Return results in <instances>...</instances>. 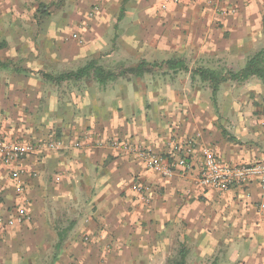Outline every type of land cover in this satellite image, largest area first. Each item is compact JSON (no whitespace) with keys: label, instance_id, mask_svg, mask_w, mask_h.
Instances as JSON below:
<instances>
[{"label":"crops","instance_id":"1","mask_svg":"<svg viewBox=\"0 0 264 264\" xmlns=\"http://www.w3.org/2000/svg\"><path fill=\"white\" fill-rule=\"evenodd\" d=\"M104 4L107 11L117 7V27L125 14L135 20L136 29L142 21L143 35L137 42L154 46L162 55L182 56L164 60L216 57L237 66L231 63H246L264 47V0H105ZM6 45L0 43V48ZM0 62L12 63L0 69V135L35 145V151L18 163L8 165L0 159V214L11 217L21 209L26 214L25 222L0 231V245L8 242L10 247L39 250L52 231L48 223L59 213V203L67 202L80 207L67 237L91 238L88 249L86 242L71 243L74 251L87 250L88 263H97L98 254L106 264L157 261L170 236L179 233L199 245L198 259L214 255L209 264H264L261 184L254 181L221 191L196 183L208 150L227 164L264 161L262 116L239 102L220 114L209 101L172 105L159 101L161 96L156 97L152 113L131 94L86 93L71 100L33 82L32 76L41 77L34 64L19 66L1 55ZM261 88L249 87L256 92ZM114 139L144 144L173 160L184 153L179 152L183 143L193 141L191 166L172 178L163 177L144 161L113 147ZM54 141L60 146L51 147ZM182 236L181 249L186 247ZM224 244L229 246L225 262L218 255ZM76 258L84 262L82 253Z\"/></svg>","mask_w":264,"mask_h":264},{"label":"rangeland","instance_id":"2","mask_svg":"<svg viewBox=\"0 0 264 264\" xmlns=\"http://www.w3.org/2000/svg\"><path fill=\"white\" fill-rule=\"evenodd\" d=\"M104 1L87 0L86 6L82 0H0V43H7L5 48H0L2 50L0 55L13 59L19 66L29 62L34 64L36 71L43 70L52 74L75 70L92 58H97L98 63L106 69L120 73L123 69L135 67L142 59L150 63H161L165 56L182 57L171 54L162 55L154 46L148 47L137 42L136 38L141 39L143 35L142 21L139 22L140 30L136 29L133 24L135 20L125 14L117 27L116 19L119 16L117 7L109 6L107 11ZM79 3H82V8ZM115 40H118V43ZM187 63L191 68L203 66L223 69L229 65L228 61L220 58L211 57L210 60H206L202 56H197L196 60L187 61ZM231 64H237L240 67L246 63L238 60ZM32 77L34 79L32 81L41 89H49L55 94L70 96L71 100L86 93L131 94L135 100L143 102L150 113H152V106L158 105L156 97L159 96H161L159 101L170 102L172 105L191 101H209L214 104L215 113L220 114L229 109L231 103L239 102L243 104V109L254 110L255 115L262 116L264 123V89H257V92L249 89L253 85L264 88V82L259 78H252L242 83L225 82L221 85L217 97L214 98L210 84L200 82L198 75L192 77V74L186 71L173 72L165 68V65L163 68H152L141 77H135L129 72L104 85L93 78L56 84L49 79ZM250 103L252 106L249 105ZM58 211L59 213L52 216L55 220L48 223L52 231L43 239L39 250H31L27 245L10 247L11 245L7 242L0 245V264H92L86 261L85 248L82 251L78 249L74 251L71 244L83 241L87 245L84 247L88 249L92 244L89 236H81L77 239L67 237L60 254L55 258L57 231L70 225L72 218L80 212V207H73L67 202L59 203ZM6 229L7 227L0 228V231L4 232ZM182 231L184 235L185 229L182 228ZM181 236L179 233L170 236L167 246L165 244V247L161 249L162 253L155 257L157 261L142 260L132 264H164L162 259L168 253L166 264H179ZM182 237L183 244L189 250L187 264H209L213 260L214 255L209 254L198 256V259L195 253L200 249L199 245ZM2 240L1 238L0 241ZM245 248L249 249V245ZM81 253L84 262H78L76 258ZM228 253L229 246L222 245L218 255L223 262L227 259ZM96 256L100 259L95 264H106L102 254ZM68 258L74 259L68 263ZM116 264L129 263L123 260Z\"/></svg>","mask_w":264,"mask_h":264},{"label":"built area","instance_id":"3","mask_svg":"<svg viewBox=\"0 0 264 264\" xmlns=\"http://www.w3.org/2000/svg\"><path fill=\"white\" fill-rule=\"evenodd\" d=\"M233 11V9H232ZM51 147H59L60 142H50ZM112 146L118 148L133 157L145 162L146 167L163 177L172 178L178 170L190 168L188 158L192 155L195 142L183 143L179 148V157L175 160L171 156L156 153L144 144L126 141L112 140ZM35 151V145L23 143L21 141L8 139L0 135V159L5 164L11 165L20 162L24 157ZM257 181L264 189V161L249 164H227L222 162L212 151L208 150L204 154L203 164L196 178V183L202 187L213 186L221 191H228L237 185H244ZM26 221L24 210L5 217L0 214V227L14 226Z\"/></svg>","mask_w":264,"mask_h":264},{"label":"trees","instance_id":"4","mask_svg":"<svg viewBox=\"0 0 264 264\" xmlns=\"http://www.w3.org/2000/svg\"><path fill=\"white\" fill-rule=\"evenodd\" d=\"M124 8L121 10L119 19L123 16ZM12 64L11 62H0L1 68H9ZM165 68L173 72H190L192 77L199 76L202 82H207L212 88L213 97L216 98L221 85L228 81H236L239 83L247 82L252 78H259L264 82V49L253 54L246 62L243 67H238L235 65L227 66L223 69L209 68V67H197L190 69L188 63L183 59H168L161 63L148 62L145 59L140 60V62L132 68L123 69L120 73H116L112 70L106 69L103 65L98 63L97 58H92L88 60L83 66L75 70H68L58 74H52L48 72L41 71V77L44 79H49L50 81L60 84L65 81H83L87 78H93L98 83L104 85L110 81L118 79L120 76L126 75L127 73L133 74L135 77L143 76L148 70L152 68ZM15 71H21L20 68L14 67ZM23 70V69H22ZM73 227L69 226L66 229H62L58 233V241L55 244L56 252L55 258H57L59 252L64 246L67 239V233ZM187 249L182 247L180 251V261L179 264L186 263Z\"/></svg>","mask_w":264,"mask_h":264}]
</instances>
